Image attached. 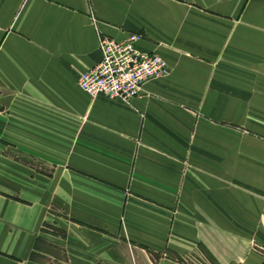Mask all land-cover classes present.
Here are the masks:
<instances>
[{
  "label": "crops",
  "instance_id": "0c3cea01",
  "mask_svg": "<svg viewBox=\"0 0 264 264\" xmlns=\"http://www.w3.org/2000/svg\"><path fill=\"white\" fill-rule=\"evenodd\" d=\"M129 34L168 74L91 98ZM0 92V264H264V0H0Z\"/></svg>",
  "mask_w": 264,
  "mask_h": 264
},
{
  "label": "built area",
  "instance_id": "2783aa9c",
  "mask_svg": "<svg viewBox=\"0 0 264 264\" xmlns=\"http://www.w3.org/2000/svg\"><path fill=\"white\" fill-rule=\"evenodd\" d=\"M142 38L140 34H129L121 41L101 37V61L79 77L80 89L91 98L130 101L142 96L147 82L163 78L169 71L160 55L138 50Z\"/></svg>",
  "mask_w": 264,
  "mask_h": 264
},
{
  "label": "rangeland",
  "instance_id": "374dc122",
  "mask_svg": "<svg viewBox=\"0 0 264 264\" xmlns=\"http://www.w3.org/2000/svg\"><path fill=\"white\" fill-rule=\"evenodd\" d=\"M46 232L51 236V235H56L58 233V230L54 227H49L48 230H46ZM49 235H47V238L51 240L54 239L52 236L50 237ZM47 250H49V248ZM53 252H55L54 254L60 255L59 252L57 251H53ZM56 258L58 259V257H55V255H53V257L47 256L44 259H42V261L46 260V262H51L52 264H61V263H58V260ZM203 262L204 261L202 260L200 256L196 257V259L189 257L184 260V263L186 264H204Z\"/></svg>",
  "mask_w": 264,
  "mask_h": 264
}]
</instances>
